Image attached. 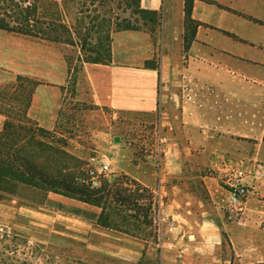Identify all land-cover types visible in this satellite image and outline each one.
I'll return each instance as SVG.
<instances>
[{
  "label": "crops",
  "instance_id": "0c3cea01",
  "mask_svg": "<svg viewBox=\"0 0 264 264\" xmlns=\"http://www.w3.org/2000/svg\"><path fill=\"white\" fill-rule=\"evenodd\" d=\"M139 2L161 14L157 32H113L111 61L83 62L82 71L94 104L155 119L178 149L175 161L159 165L154 144L140 153L118 147L130 154L116 170L152 194L155 237L104 227L100 206L55 192L47 217L84 241L86 260L98 253L122 264L263 262L254 235L264 221V165L250 139L264 137V0H194L198 25L187 48L185 0ZM152 61L156 67L146 65ZM0 67L40 81L27 115L53 128L72 78L61 48L0 29ZM224 161L251 171L242 179L246 198L229 193Z\"/></svg>",
  "mask_w": 264,
  "mask_h": 264
},
{
  "label": "rangeland",
  "instance_id": "374dc122",
  "mask_svg": "<svg viewBox=\"0 0 264 264\" xmlns=\"http://www.w3.org/2000/svg\"><path fill=\"white\" fill-rule=\"evenodd\" d=\"M58 1L62 5V17L76 32L73 34L76 45L56 43L70 60L72 78L64 90L56 124L50 130H55L56 135L61 137L64 149L70 154L72 170H82L93 157L111 159L113 168L107 181L114 183V186L90 195L77 192L75 197L88 199L104 207L108 222L118 230L140 238H154L151 217L153 197L150 190L143 191L141 185L133 183L131 177L116 169L126 165V157L130 154L128 150H118V147H132L137 153L151 150L158 129L155 119L129 112H117L94 104L81 67L82 59L90 54L87 43L95 42L98 36L96 30L84 28L89 25L88 16L94 15V7L90 6L88 11L83 10L84 13H81V4L79 5L77 0ZM98 1L104 5L97 6L96 13L125 17L138 29L152 30L153 34L157 32L161 19L155 24L150 23L149 18L144 21L142 16L127 9L123 0ZM108 7L111 8V12ZM88 27L92 28V25ZM104 30L105 32L110 30L111 37L115 32L113 26ZM79 32L88 34L84 50L80 44L84 38L77 35ZM35 84V80L18 81L15 74L0 67V101L7 99V94L20 85L22 104L25 108L33 94ZM1 108H4L2 103ZM4 116L0 110V128ZM30 120L39 125L36 119ZM116 136L120 137V141H115ZM250 147L251 153L257 155L264 165V137L259 140L250 139ZM116 187H120L122 193L140 195V199L126 200L108 195V191ZM50 192L26 187L20 191V196H5L0 200V264H122L115 258L107 255L103 257L98 253H92L91 259L86 260L84 241L71 236L63 226L58 224L54 226L47 217L51 211L45 203ZM260 225L262 232L254 235V241L258 245L257 257L264 260V221ZM232 258H236V254L233 253ZM154 262L144 259L142 264H155ZM234 264L247 263L237 260Z\"/></svg>",
  "mask_w": 264,
  "mask_h": 264
},
{
  "label": "trees",
  "instance_id": "16d2710c",
  "mask_svg": "<svg viewBox=\"0 0 264 264\" xmlns=\"http://www.w3.org/2000/svg\"><path fill=\"white\" fill-rule=\"evenodd\" d=\"M194 0H185V48L194 39L196 22L191 17L192 3ZM64 2H67V0ZM127 9L132 13L140 15L146 21L155 24L161 18V14L156 11L143 9L139 0H123ZM80 6V12L88 11L89 7H94V15L90 18L86 30H96L98 35L95 42L87 43L89 55H85L83 62L106 63L111 61V33L104 29L114 27L115 31L125 29H138L131 25L128 19L112 16V14L96 13L97 6H103L104 3L98 0H77ZM62 5L58 0H0V29L9 32L24 35L39 41L49 43H63L68 46H75L74 35L76 32L73 27L65 21L61 15ZM84 10V11H83ZM96 10V11H95ZM109 12L111 8L108 7ZM148 15V17H144ZM105 27V28H104ZM152 33L153 31L150 30ZM105 32V33H104ZM83 36L80 43L82 50L85 49L88 34L77 33ZM71 66L70 60L66 56ZM146 65L156 67L154 61L147 62ZM82 67V65H81ZM18 81L35 80L36 86L40 81L22 75H16ZM34 86V87H36ZM22 92L20 85L13 88L7 94V99L0 101L4 108L5 120L0 128V200L5 196H20V191L24 188H33L43 191H51L76 198L78 200L97 205L85 198L75 197V193L88 194L98 193L114 186V183L103 181L98 189H92L76 181V176L82 171L72 170L70 165V154L64 149L61 137L56 135L55 130L44 128L30 120L27 115V109L31 102V97L27 106L22 104ZM132 182L138 184L132 179ZM139 185V184H138ZM143 191L148 189L141 187ZM130 200L140 199V195L125 194L121 192L120 187L108 191V195ZM103 198L100 197V199ZM95 200V199H94ZM90 201V202H89ZM99 216L98 223L104 227H111L108 222V216L105 215L104 207ZM142 264V261L139 262ZM254 264H264L263 262Z\"/></svg>",
  "mask_w": 264,
  "mask_h": 264
},
{
  "label": "built area",
  "instance_id": "2783aa9c",
  "mask_svg": "<svg viewBox=\"0 0 264 264\" xmlns=\"http://www.w3.org/2000/svg\"><path fill=\"white\" fill-rule=\"evenodd\" d=\"M154 149L157 155V163L173 162L178 156L177 147L171 143L169 137L157 129ZM224 172L227 173V186L229 193L238 200L246 198L250 194V187L242 182L251 171L242 162L224 161ZM112 161L109 158L93 157L91 162L76 176V181L92 189L102 186L112 173Z\"/></svg>",
  "mask_w": 264,
  "mask_h": 264
},
{
  "label": "water",
  "instance_id": "95a60500",
  "mask_svg": "<svg viewBox=\"0 0 264 264\" xmlns=\"http://www.w3.org/2000/svg\"><path fill=\"white\" fill-rule=\"evenodd\" d=\"M115 141H116V142L120 141V137H119V136H116V137H115Z\"/></svg>",
  "mask_w": 264,
  "mask_h": 264
}]
</instances>
